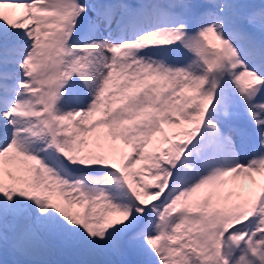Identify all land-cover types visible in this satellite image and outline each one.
I'll return each instance as SVG.
<instances>
[{
  "label": "snow or ice",
  "instance_id": "1",
  "mask_svg": "<svg viewBox=\"0 0 264 264\" xmlns=\"http://www.w3.org/2000/svg\"><path fill=\"white\" fill-rule=\"evenodd\" d=\"M0 264H264V0H0Z\"/></svg>",
  "mask_w": 264,
  "mask_h": 264
}]
</instances>
